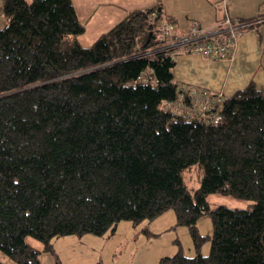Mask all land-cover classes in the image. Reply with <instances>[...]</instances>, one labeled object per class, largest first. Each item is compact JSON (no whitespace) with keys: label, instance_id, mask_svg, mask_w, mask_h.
<instances>
[{"label":"trees","instance_id":"16d2710c","mask_svg":"<svg viewBox=\"0 0 264 264\" xmlns=\"http://www.w3.org/2000/svg\"><path fill=\"white\" fill-rule=\"evenodd\" d=\"M1 14L4 254L41 264L28 236L50 249L54 237L102 235L171 208L196 254L178 249L156 264H264V88L251 81L228 97L210 91L217 103L200 111L161 49L159 25L174 20L158 3L127 10L88 45L72 0H3ZM193 171L196 189L186 182ZM212 193L252 202L211 209ZM205 213L208 236L196 226Z\"/></svg>","mask_w":264,"mask_h":264},{"label":"crops","instance_id":"0c3cea01","mask_svg":"<svg viewBox=\"0 0 264 264\" xmlns=\"http://www.w3.org/2000/svg\"><path fill=\"white\" fill-rule=\"evenodd\" d=\"M72 2L79 19L85 22V30L87 25L92 23L91 42L121 20L127 10L155 3H158L164 17H171L174 20L172 26L176 33L186 31L191 21L195 20L200 23L206 36L218 37L225 30L222 24L225 16L240 22L252 21V25L264 18V0H72ZM2 3L3 0H0V28L5 23L1 14ZM79 11H82V14ZM241 30L228 58L208 59L196 53L179 54L175 57L173 67L174 80L177 83L204 88L224 97L243 89L251 81L258 88H264V22L254 27H241Z\"/></svg>","mask_w":264,"mask_h":264},{"label":"rangeland","instance_id":"374dc122","mask_svg":"<svg viewBox=\"0 0 264 264\" xmlns=\"http://www.w3.org/2000/svg\"><path fill=\"white\" fill-rule=\"evenodd\" d=\"M82 14V11H79ZM91 24L79 36V41L88 44L93 40ZM98 28V27H97ZM97 30V29H96ZM95 30V32H96ZM190 189L199 185L195 173L186 174ZM211 209L218 205L228 207H247L252 201L234 198L220 193L207 197ZM199 234H212V219L208 213L202 214L196 221ZM27 242L39 250L41 264H156L162 256L173 255L180 249L185 255L196 254L195 246L186 225H176L173 209L169 208L152 220H143L133 224L130 220L117 222L113 232L102 235L84 233L67 234L54 237L49 242L50 249L39 239L28 236ZM210 240L200 244L199 252L207 254ZM0 260L8 264H18L0 250Z\"/></svg>","mask_w":264,"mask_h":264},{"label":"built area","instance_id":"2783aa9c","mask_svg":"<svg viewBox=\"0 0 264 264\" xmlns=\"http://www.w3.org/2000/svg\"><path fill=\"white\" fill-rule=\"evenodd\" d=\"M155 16L156 13H152L151 18ZM251 22H240L233 20L230 16H225L222 20L225 30L218 37L206 36L200 23L195 20L191 21L187 30L182 33L174 32L171 24L163 22L159 25V37L166 39L168 43L161 49L168 50V53L174 58L182 53H196L208 59L228 58L242 32L241 27H247L252 24ZM187 87L192 90L190 100L193 105L198 106L200 111L209 110L217 103V99L211 96L210 91L190 84ZM212 118L218 120L219 115L213 114Z\"/></svg>","mask_w":264,"mask_h":264}]
</instances>
